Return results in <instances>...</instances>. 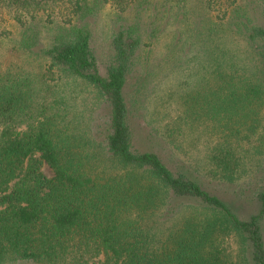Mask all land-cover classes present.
<instances>
[{"label":"trees","instance_id":"obj_1","mask_svg":"<svg viewBox=\"0 0 264 264\" xmlns=\"http://www.w3.org/2000/svg\"><path fill=\"white\" fill-rule=\"evenodd\" d=\"M104 9L114 18L101 69L90 29ZM190 15L189 48L229 32L245 49V57L188 49L213 77L183 99L211 126L213 178L254 206L246 217L199 178L133 145L143 89L156 75L152 52L139 51L162 33L161 21L165 29ZM6 20L16 33L0 32V43L37 61L35 71L0 67V264H235L228 239L239 264H264V157L249 172L241 156L258 134L264 146V0H0V25ZM78 86L102 111L80 131L67 118Z\"/></svg>","mask_w":264,"mask_h":264},{"label":"rangeland","instance_id":"obj_2","mask_svg":"<svg viewBox=\"0 0 264 264\" xmlns=\"http://www.w3.org/2000/svg\"><path fill=\"white\" fill-rule=\"evenodd\" d=\"M194 7L196 13L202 14L199 6L195 5ZM261 17L259 14L260 19ZM112 18L114 17L111 12L108 9H104L91 24V47L101 69L108 64L111 55L110 34L111 25L113 24L111 23ZM181 19H183V16H179L178 20ZM193 19L194 15H190L187 21H182L177 25L173 23V25H168L165 29H163L165 23L161 21L158 26L162 33L153 44L139 51L142 55L148 51L152 52L150 55L151 64L156 67V75H152V79L149 78V83L143 89L144 107L141 110L142 118L138 121L140 127L135 126L133 145L140 151L156 152L171 168H180L188 174L199 178V180L206 183L207 187H212V189L216 190V194L225 201H235L239 215L246 217L254 213V206L251 202L241 198L238 199L237 195L231 191L223 190V186H220L221 182L213 178V170L208 169L210 167L208 152L213 141L211 126L202 117L195 118L190 116L183 99L186 94H194L203 88L207 89L210 87L212 85L211 78L213 77L212 66L208 64V60L187 58L185 52H188V49L193 52L192 55H195L207 47L212 48L214 46L215 49H227L244 57L246 56L243 55L245 49L243 45L235 42L236 40L229 32L221 33L220 36L213 38L214 40H211L210 43H204V38L197 37L196 41H194V46L189 48L187 45L192 43V41L188 40V44H185V39L190 35L187 30L190 29V23ZM144 23L148 25L147 20H144ZM148 28L151 29L153 26L148 25ZM9 30H13L16 33L11 24H9V20H6L5 23L0 25V32ZM175 31L176 33L177 31L183 32L177 33L178 37L176 40L181 41L179 44L171 40V36ZM14 38L16 39L17 37ZM4 46V44L0 43L1 68L10 67V64H12L26 69L33 68L35 71L34 64H36L37 59L32 60L31 57L28 56L27 58L24 54L16 53L11 47L10 49H5ZM174 46H179L180 48L176 49ZM33 54L35 53L33 52ZM44 69L45 65H43L41 71H44ZM36 70L39 69L36 68ZM140 70V66L137 65L130 77L129 90L132 97L136 96L135 83L140 76ZM147 79L148 75L145 81ZM74 88V93L77 94L71 97L73 99L69 103L71 107L67 118L71 120L73 118L78 119V131H80L85 128L88 119L93 121L92 118H94V125L99 123V116L102 115V111L101 109L97 110L99 99L93 91L82 86ZM65 89L66 87L63 86L61 92H64ZM55 91H59V87ZM260 135L253 137L250 143H243L241 146L243 168L246 171L251 172L256 167L259 159L263 160L264 146H260L261 141L257 139ZM46 171L48 170L46 169ZM225 247L232 262L239 264L240 259L238 258L236 242L233 239H228Z\"/></svg>","mask_w":264,"mask_h":264}]
</instances>
